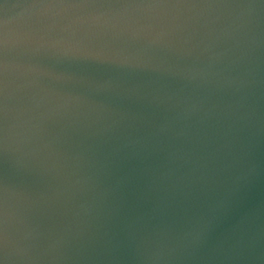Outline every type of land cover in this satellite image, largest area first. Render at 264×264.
I'll return each instance as SVG.
<instances>
[{
    "label": "water",
    "instance_id": "water-1",
    "mask_svg": "<svg viewBox=\"0 0 264 264\" xmlns=\"http://www.w3.org/2000/svg\"><path fill=\"white\" fill-rule=\"evenodd\" d=\"M0 264H264V0H0Z\"/></svg>",
    "mask_w": 264,
    "mask_h": 264
}]
</instances>
